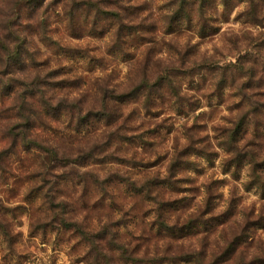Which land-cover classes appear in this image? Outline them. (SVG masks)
<instances>
[{"label":"rangeland","instance_id":"obj_1","mask_svg":"<svg viewBox=\"0 0 264 264\" xmlns=\"http://www.w3.org/2000/svg\"><path fill=\"white\" fill-rule=\"evenodd\" d=\"M14 2L0 0V29ZM123 3L131 5L123 13L130 14L126 20L135 28L122 50L114 43V20L102 16L93 24L92 16L81 17L75 34L62 4L47 10L50 34L82 52L59 51L36 30L32 35L31 50L41 70H58L53 78L57 91L80 99L84 112L101 107L97 91L105 83L123 92L144 75L153 83L169 72L177 89L164 81L148 102L147 91L141 90L118 104L114 122L93 119L78 129L77 116L63 112L50 125H41L51 142L68 153L101 145L80 176L60 185L61 197L70 203L69 216L92 229L114 225L128 253L147 259L114 264H264V27L244 14V0L228 5L211 0L206 35L195 10L191 18L171 22V0ZM251 68L254 80L246 84ZM225 69L228 75L221 82ZM36 72L27 69L24 75ZM13 100L0 96V126L9 116L2 109ZM243 116L237 153L228 137ZM6 145L0 131V148ZM178 157L181 161L171 168ZM5 165L0 220L13 243L10 247L0 231V264H97L89 244L48 224L49 205L41 193H31L42 183L38 154L19 151ZM92 174L109 178L105 191ZM144 187H150L149 193L140 190ZM159 212L167 225L160 230Z\"/></svg>","mask_w":264,"mask_h":264},{"label":"trees","instance_id":"obj_2","mask_svg":"<svg viewBox=\"0 0 264 264\" xmlns=\"http://www.w3.org/2000/svg\"><path fill=\"white\" fill-rule=\"evenodd\" d=\"M171 1L175 6L170 15L171 22L179 23L181 20L189 19L195 10L201 23V34H207L206 12L211 0ZM230 1L223 0L226 5ZM47 2L48 0H15L12 12L5 16L0 29V96L1 98L14 96L11 105L2 109L8 112L9 116L5 125L0 126V131L7 142L5 147L0 148V174H3L6 170L5 160L12 154H18L19 151L24 150L36 152L40 165L38 175L41 177L42 183L34 187L31 193H41L49 205V225L57 226L61 230L72 231L86 244H89L90 253L94 252L93 257L94 260H97V264L100 262L102 264H114V262L129 261L131 257L134 262L146 261L147 259L140 258V256H131L127 247L117 241L118 235L112 229L114 225L105 224L98 229H92L83 220L70 217V203L66 198L61 197L63 192L62 187H60L61 183L70 182L74 177L80 176V173L84 172L81 171L82 167H86L89 161L96 160V148H100L101 145L94 143L87 148H80L75 153H68L51 142V139L41 130V125H50L51 121L58 120L63 112L77 116L76 128L78 129L88 126L93 119H106L109 123L114 122L118 117V104L134 98L141 90L147 91L148 102L151 93L158 86H161L164 81H167L175 91L177 89L169 72L163 76L160 75L153 83L149 82L144 75L138 84L123 92H119L116 87L110 88L105 83L97 91V96L100 99L99 103L101 104V107L99 105L100 109L96 106V108L87 109L84 112L80 99H70L64 93L60 94L57 91V81L53 78L57 76L58 70L49 69L46 72L41 70L40 65L42 63L38 61L36 51L31 50L32 35L37 31L36 34L42 38L47 46H54L59 51L71 55L82 52L79 48L61 44L50 34V16L47 14V10L50 6L62 4L69 29L75 34L79 29L76 23L81 17L92 16L93 24H97L102 16L114 20L117 24L114 43L118 45V50H122L125 39L134 34V25L126 20L130 14L125 17L123 13V11H129L131 5H125L124 0H52L49 3ZM244 2L247 4L244 14L253 22L264 27V0H244ZM111 6H117L118 9ZM26 9L32 12L24 15L23 11ZM40 9H43V11L37 13ZM24 16L28 18L26 24L23 23ZM35 17L37 19L34 23L29 22L31 18ZM125 31H127V34L124 33ZM234 67L242 70L245 68L241 63H236ZM27 69L37 70V72L33 77H28L24 75ZM246 72L248 82L245 83L250 84L254 80V68L248 69ZM226 75H228L227 69L224 70V78L221 82L225 80ZM252 108L256 107L253 106ZM244 118L245 116L235 124L228 137V143L236 149L237 153L240 152V149L236 141H238L237 139L243 131ZM248 153L251 154V159L254 160L252 151ZM237 156L240 159L242 155L239 153ZM180 161L179 157L176 158L171 168ZM92 176L95 177V182L100 183L101 188L105 191L106 187L104 186L109 178L100 180L95 174H92ZM140 190L149 193L150 187H144ZM4 207V205H1L0 208ZM157 222L159 230L163 225H166L160 212ZM48 224L45 223L44 228ZM0 231L11 247L13 243L12 236L7 225L1 220ZM116 256L118 257L116 258Z\"/></svg>","mask_w":264,"mask_h":264}]
</instances>
